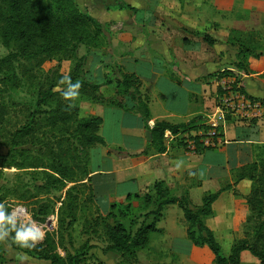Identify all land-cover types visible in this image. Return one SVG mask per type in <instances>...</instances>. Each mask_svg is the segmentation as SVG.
<instances>
[{
	"label": "trees",
	"instance_id": "1",
	"mask_svg": "<svg viewBox=\"0 0 264 264\" xmlns=\"http://www.w3.org/2000/svg\"><path fill=\"white\" fill-rule=\"evenodd\" d=\"M116 9L137 11L116 0ZM105 26L88 14L79 11L72 0H0V39L2 45L10 50L0 60V70L8 72L5 85L16 92L22 87L35 89L36 97L32 110L21 115L23 123L8 115L13 102H6V90H0V180L3 170H16L14 187L6 190V196L15 201L28 202L34 207L30 211L32 221L45 223L47 216L56 214V229L48 232L42 242L33 249H12L26 254L37 261L50 264H83L94 246H88L81 252L71 254L65 248L66 233L78 222L80 196L91 183L90 150L96 146L106 147L99 135L102 119L98 116L81 117L76 97L66 100L62 92L65 85L59 81L63 78L56 70L44 73L42 67L47 62L76 61L69 75L73 84L79 82L78 96L94 105L118 108L126 113L139 114L144 129L150 133V145L159 154L166 151L165 134L172 136L206 132L207 126L202 118L195 117L186 124L171 125L165 122L154 123L149 127L150 112L148 101L140 93V81L135 75L120 74L116 80H105L102 83L81 81L77 50L79 46L87 49H100L99 39ZM204 41L212 46L214 41L204 36ZM238 47L237 69L249 74L248 58H257L253 48L238 40L232 42ZM249 45V44H248ZM264 55V54H261ZM17 73V74H16ZM226 72L221 73L224 76ZM112 85L116 98H105L100 93L103 86ZM59 89V90H58ZM221 92L219 93V95ZM128 96L134 107L128 110L123 101ZM121 98V100H119ZM71 105V106H70ZM15 115V114H14ZM233 118L227 116V122ZM256 121V120H252ZM202 137H195L199 140ZM183 141V139H181ZM207 149H199L197 153L205 154ZM5 152V153H3ZM30 177L31 182H23V177ZM234 184L246 180L250 182V192L246 197L250 215L247 219V236L234 242L229 255L225 256L213 232L205 225L204 219L212 216V205L218 199L219 192L209 194L202 200L200 207L190 206L188 195L176 197L163 182H157L152 192L155 210L147 211L143 220L136 224L134 232L126 229L124 220L129 219L132 201L139 199L137 195L127 197V205L112 204L106 216L99 214L96 207L95 216L88 222V229L101 227L106 239L102 253H113L118 256V264H136L137 253L147 249L150 238L162 231L156 228L167 206H177L185 221V236L194 247H206L213 256L214 264H242L241 254L248 252L264 264V145L255 146L253 161L232 172ZM42 184L40 185V183ZM67 185H73L65 192L64 209L48 206L40 200V194L46 197L52 192H59ZM4 189V188H3ZM3 189H0L3 190ZM91 200L94 199L92 187L88 188ZM13 200V201H14ZM49 198L46 200L48 201ZM9 211L12 206L4 202ZM134 220H130L133 229ZM2 243H0V249ZM58 249L64 253L60 256Z\"/></svg>",
	"mask_w": 264,
	"mask_h": 264
},
{
	"label": "crops",
	"instance_id": "2",
	"mask_svg": "<svg viewBox=\"0 0 264 264\" xmlns=\"http://www.w3.org/2000/svg\"><path fill=\"white\" fill-rule=\"evenodd\" d=\"M80 1L98 5L96 15L84 10L102 25L106 24L110 40L106 52L86 49L81 53L83 46L78 48V58H84L85 81L116 80L121 73L137 76L140 93L148 101L149 127L161 122L186 124L199 116L207 124L215 114L217 95L229 83L248 98L264 101V55L249 58V74L238 71V47L228 42L232 27L227 23L231 19L220 15L221 0H120L135 9L136 14L113 9L103 0ZM246 1L258 11L264 10V0ZM204 36L214 44L208 45ZM139 63H144L148 70L139 72ZM224 72L230 74L220 76ZM100 93L105 98H116L112 85L101 87ZM123 103L128 110L134 107L128 96L123 98ZM94 113L102 119L99 135L106 144V147H94L93 156L100 164L89 167L100 215L106 216L114 203L125 204L129 195L142 196L157 182H163L176 197L186 193L192 208L200 207L205 196L218 192L212 210H236L245 203L250 182L234 184L232 172L250 164L254 147L264 145V120L226 122L224 145L214 150L221 159L208 162L206 153L186 151L181 141L183 135L166 133V151L157 153L146 140L139 114L100 105L94 106ZM106 127L112 133H106ZM177 162H182L180 167H176ZM169 207L164 209L162 221L156 227L166 233L178 230L183 218L179 210H166ZM168 211L174 213L176 220L166 218ZM174 242L175 239L171 240L168 248L179 261L193 257L200 249L189 246L191 254L187 257ZM184 243L190 245L186 240ZM12 252L16 251L12 249ZM12 255L6 251L8 261L13 259ZM248 261L258 264L249 253Z\"/></svg>",
	"mask_w": 264,
	"mask_h": 264
},
{
	"label": "rangeland",
	"instance_id": "3",
	"mask_svg": "<svg viewBox=\"0 0 264 264\" xmlns=\"http://www.w3.org/2000/svg\"><path fill=\"white\" fill-rule=\"evenodd\" d=\"M79 9L80 12L84 14H88L84 9L90 10L94 15H96V11L100 9L96 3L92 4L89 1L84 3V1L80 0H72ZM209 0H206L207 2ZM100 3V1H99ZM103 3L106 6H109L113 9H116V0H103ZM179 3V2H178ZM222 9L220 15L222 17H230L231 21L230 23H227L232 29L230 30V37L234 38L231 41L235 42L238 40L241 43H245L246 46H249L248 48H253L256 52V54H264V10L258 11L254 7H252L248 1L246 0H221ZM87 6V8H86ZM84 10V11H83ZM117 10V9H116ZM214 14H216V10H213ZM89 15V14H88ZM233 21V22H232ZM106 25V24H105ZM103 24V26H105ZM108 29L105 26L104 31L99 39V43L102 44L100 49H103V51L106 52L109 44V38H108ZM204 38V37H203ZM249 44V45H248ZM81 47V46H79ZM87 48H80L81 53L84 52ZM99 49V50H100ZM83 50V51H82ZM88 51L94 50V49H87ZM10 50L7 49L2 45L1 39H0V60L5 58L9 54ZM259 56V57H260ZM257 57V58H259ZM77 61H79L78 56L76 57ZM249 58H254L249 57ZM248 58V66L250 65ZM81 62L79 63L80 69H79V78L81 81H85L84 77V68L85 64H83L84 58L80 59ZM76 61H61V63L56 62H47L43 65L42 69L44 73H47L51 70L57 71L61 76H69L75 65ZM130 66L127 67L129 69ZM249 68V67H248ZM250 69V68H249ZM137 70L139 72H146L148 68L145 66V64H138ZM17 74V73H16ZM230 74L229 72L225 73V75ZM8 77V72L5 70H0V90H6L7 94H4V100L8 103L13 102L15 104L14 107H9L8 115L11 118H16L17 121L20 123L24 121L23 116L21 115V112L27 113L32 110L33 104L35 102L36 97V91L35 89H27L26 87H22L20 91L14 92L11 87L7 84L4 86V82H6V78ZM120 76H118L119 78ZM121 100V98L119 99ZM123 101V99L121 100ZM76 105L79 108L80 116L81 117H88V116H94V104H91L88 102L85 98H82L80 96H77L76 98ZM110 108V107H108ZM15 114V115H14ZM241 122V121H240ZM250 122V121H248ZM106 133H112V130L109 129V127H106ZM95 149L92 148L90 150V156H91V162L90 166H96L99 165L100 162L97 161L96 158H94L93 154L95 153ZM5 153V152H3ZM215 151L213 149H209V151H206L208 159L206 161L212 162L218 160L220 161V157L216 156ZM195 154H198L197 152ZM213 159V160H210ZM3 175L0 180V189H3L0 191V198L4 202H9L12 206V211H15V213L18 215V217L25 222H32V216L30 211L33 209V205L31 203H24L20 201H15L12 199V197L6 196V190L8 188L14 187L13 184L16 180V175L18 174H27V173H21L16 170H10L6 169L3 170ZM232 180L233 177H232ZM23 182L30 183L31 179L30 177L24 176ZM42 182L40 183V185ZM73 185H67L65 189H62L59 192H52L51 195L47 196L45 194H40V200L44 201L48 206L54 205V208H62L64 209V205L61 207V203L65 204L67 201L65 200V192L72 187ZM89 187H92V183H90ZM88 187V188H89ZM85 189L82 196H80L78 207V222L72 227L71 230H69L66 233L64 246L67 249V251L71 254H76L78 252H81L83 249H85L88 246H94L95 248L89 252V255L87 259L84 261L83 264H118V256H111L108 257V255L103 254L102 250L106 246V239L104 236V232L101 227H97L96 229H88L89 225L86 221H92L95 216V201L90 196L89 190ZM93 192V188H92ZM172 193V192H171ZM94 194V192H93ZM49 198L48 201H46ZM139 199L132 201V207L129 209L130 211V218L124 220L123 224L125 225L126 229L129 231H133L136 229V224H139L143 220V215L147 211H153L155 210V204L152 192H147L143 194L142 196L138 197ZM14 200V201H13ZM245 203H243L240 207L236 208V210H213L212 216L205 218L204 223L205 225L213 232L215 238L218 240L222 251L225 256L229 255L230 249L234 242L244 239L247 235V219L250 215V211L248 210L247 200L245 198ZM68 203V202H67ZM120 205V204H119ZM127 205V202L125 204H121V206ZM166 210H181L177 206H170L169 209ZM182 213V212H181ZM180 213V214H181ZM165 214V213H164ZM56 214L50 213L45 223L38 222L36 223L40 229L45 233L54 231L56 229ZM172 217L175 218L176 216L171 211H168L166 213V218ZM134 220L133 229H130V220ZM162 219V218H161ZM182 221L179 222V228L178 230L174 231H168L167 233L163 231V229H160L162 232L159 234H156L152 236L150 239L151 244H149L147 249H144L137 253V263L136 264H214L213 263V256L212 254L206 249V248H200L196 250L193 257H189L191 254V244L187 241L185 236V221L183 218H181ZM162 221V220H161ZM164 221V220H163ZM160 222V221H159ZM158 222V223H159ZM157 223V225H159ZM165 224V221L163 222ZM156 225V227H157ZM165 226V225H164ZM158 228V227H157ZM181 238V240H178V238ZM45 238V236H44ZM175 239L177 245L179 248L183 251V255H187V260L182 259V261H179V258L176 254H173L172 251L168 248L169 243L171 240ZM44 240V239H43ZM42 240V241H43ZM185 240L190 244L185 246ZM40 241V242H42ZM8 251L10 254H13V259L9 260L6 256V251ZM57 252L60 256H63L64 253L61 251V249H58ZM20 254L17 252H12V248L7 247V242L2 243V247L0 249V264H36V262H39L37 260H34L32 258H29L26 261L20 260ZM257 260V259H256ZM40 261V264H50L49 262ZM241 262L242 264H252L250 261H248V252L241 256ZM258 262V260H257ZM259 263V262H258ZM255 264V263H253Z\"/></svg>",
	"mask_w": 264,
	"mask_h": 264
},
{
	"label": "built area",
	"instance_id": "4",
	"mask_svg": "<svg viewBox=\"0 0 264 264\" xmlns=\"http://www.w3.org/2000/svg\"><path fill=\"white\" fill-rule=\"evenodd\" d=\"M215 114L210 118L206 132L184 134L182 143L186 151L195 154L201 149L217 150L224 145V125L227 116L240 121L264 120V101L248 98L233 83L217 95ZM195 137H202L195 140Z\"/></svg>",
	"mask_w": 264,
	"mask_h": 264
},
{
	"label": "clouds",
	"instance_id": "5",
	"mask_svg": "<svg viewBox=\"0 0 264 264\" xmlns=\"http://www.w3.org/2000/svg\"><path fill=\"white\" fill-rule=\"evenodd\" d=\"M59 83L66 86L62 92L66 100L78 96V89L81 86L79 82L73 84L70 76H64ZM181 163L177 162L176 167H180ZM44 236L45 233L36 222H25L15 211H9L3 203H0V243L7 242L9 248L15 246L19 249H33L44 239ZM28 259L26 254H20L21 261Z\"/></svg>",
	"mask_w": 264,
	"mask_h": 264
},
{
	"label": "water",
	"instance_id": "6",
	"mask_svg": "<svg viewBox=\"0 0 264 264\" xmlns=\"http://www.w3.org/2000/svg\"><path fill=\"white\" fill-rule=\"evenodd\" d=\"M147 142H151V136L149 132H146L145 134Z\"/></svg>",
	"mask_w": 264,
	"mask_h": 264
}]
</instances>
